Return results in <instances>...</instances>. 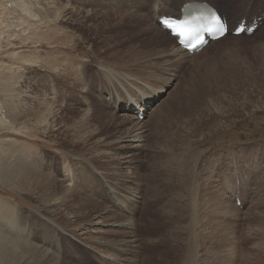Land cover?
Returning a JSON list of instances; mask_svg holds the SVG:
<instances>
[{"label":"rangeland","instance_id":"rangeland-1","mask_svg":"<svg viewBox=\"0 0 264 264\" xmlns=\"http://www.w3.org/2000/svg\"><path fill=\"white\" fill-rule=\"evenodd\" d=\"M189 1L217 8L231 28L242 16H264V0H36L56 21L46 25L21 17L29 40H12V48L26 50V58L5 59L12 48H4L0 65H11L19 79L17 89L27 91L15 95L20 101L16 128L21 127L22 134L3 131L0 140L6 139L3 145L13 155L6 158L12 162L30 155L35 171L21 181L62 201V210L51 218V234L58 236L60 251L37 237L43 231V214L36 200L0 182V218L9 222L4 221L13 237L35 241L33 245L60 257L57 264H264V58L259 56L243 70L248 79L241 78L243 72L234 81L226 80L233 70L228 51L234 43L264 51V19L251 37L235 40L239 37L228 34L205 47L193 63L186 58L165 70L168 48L162 43L159 48L155 30L147 31L145 24L160 30L157 17L178 18V9ZM103 65L107 67L96 71ZM109 68L131 75L142 71L159 95L142 102L140 111L138 102H129L139 98L137 87L112 90L103 77L112 76ZM81 72L90 84L80 86L69 79L70 74L82 78ZM90 87L93 93L86 97ZM173 109L185 114L169 118ZM85 112L91 127L84 121ZM132 112L137 122L126 123L124 117H133ZM187 119L192 125L180 126L178 132L177 125ZM138 122L146 131L140 150H132L133 143H121L118 137ZM102 123L108 125L98 127ZM162 125L164 130L158 128ZM99 148L104 157H90ZM76 156L85 164L76 163ZM211 191L217 204L205 210L204 204L212 202ZM221 201L225 204L219 205ZM218 206L224 207L221 214L213 213ZM103 209L115 217L91 233L99 219L95 215ZM66 212L73 223L63 217Z\"/></svg>","mask_w":264,"mask_h":264},{"label":"bare ground","instance_id":"bare-ground-1","mask_svg":"<svg viewBox=\"0 0 264 264\" xmlns=\"http://www.w3.org/2000/svg\"><path fill=\"white\" fill-rule=\"evenodd\" d=\"M9 3L11 4V7L13 6V8H11V9L10 8H7L8 7L7 4H9ZM187 3H195V1L184 2L182 5L187 4ZM156 5H157V3H156ZM156 5H155V8H156ZM193 8H195V7H193ZM22 16H24V20L26 19V21H28V22H35V21H37L40 24H41V22H44L46 25H48L49 23H52V22H55L56 21V15H54V14L53 15H49L48 13H46V10L45 9H43L42 7L39 8V5L36 4V0H0V53H1L2 50H4V48L7 49V50H9L12 47H14V45H13L14 42L12 43V40H14V41L16 40L17 41V40H20L21 39V42H20L21 44L24 43L25 41L29 40V38L26 39L24 37V35H23L25 33V31H27V28H26L27 25L24 26V22L22 21V18H21ZM180 17H181V15H180V12H179L177 19H179ZM141 18L144 19L143 17H141ZM145 25H146V30L147 31L151 32V29H154L155 30V35L157 37V41L160 43L159 44V48L160 49L163 48V45L162 44H165L166 47L168 48L167 51H166V53H165V56L163 57L164 58L163 67H164L165 70L167 69V67H170L172 64H181V63H183V61L186 58L189 59L188 61H192V63H193L194 60L199 57V55H201L204 52H206L205 51L206 48H208L209 46L218 44V43L224 41L227 38V35H226V36H224L223 38H221V39H219L217 41L210 42L206 46V48L201 51V54L189 55L186 52H184L180 47H178L175 44V42L172 40V38H168L163 33L162 29L157 30L155 28V26L148 25V22H146ZM27 34H29V33H27ZM239 39H240V37L238 39L235 38V40H239ZM241 39H242V37H241ZM15 45L17 46V44H15ZM242 45L243 44H238L236 42V43H234V46H231L230 47L231 49H229V51H228L230 53V55H232V58L230 59L229 64H230V68L233 69L232 71H229L230 72V79L229 78L226 79L229 82L232 81V80L234 81V80L238 79L239 76H240V74L243 73V72H245L243 70L253 60L256 59V62H257V60H258L257 58L259 56H261L262 58H264V51H262V49L260 47H258L257 45H250V47H247V46L246 47H243ZM17 48H12L11 49L12 51L9 50L8 52L6 50L7 54H5V56L3 55L4 58L5 59H11L13 61L20 60L19 62H21V59L26 58L25 54L27 53V51L26 50H23V51L20 52L18 50L19 51L18 52L17 51ZM24 48L25 47H23V45H22V47L20 49H24ZM135 49H136L135 47H131V50L134 51ZM240 58H242V61L241 60H238ZM22 62H25V63L26 62H31V59L26 60V61L24 60ZM196 64H197V62L194 65H196ZM53 67H59V64L58 63H54L53 64ZM103 67H107V66L106 65H103L102 67L96 68V71L101 72L103 70ZM11 70H12V66L11 65H0V116H1V119H0V133L3 134V131H5V133L8 132V134L11 132L10 134L19 135V134H22L21 132L18 131L19 129H21V127L19 126L20 128H16V125H17V121L19 120V119H17L18 116H19L18 115L19 112H17V105H19L20 101H18V102L15 101V95L21 96L22 94L26 93L27 91H24L23 92V90H20L19 91V89H17L18 86H16V84H17V82H19V79H17V78L14 77L15 74H13L14 72L11 71ZM109 71H112V76H108V74H106L103 77L105 78V80L107 81L108 84H111V89L112 90H113V87H114V89L116 91H118L120 89V87H122L124 85H127L124 88V90H127L129 85H133V86H136L137 87V91H135V93L139 96V98H136V99H133V97L132 98H129V102L130 101L135 102V103L138 102L139 103V110L140 111H142V109H143V107L141 106V103L142 102H146L150 98H152L153 96L159 95L158 92L156 91L157 89H155L156 86L151 87V84L150 85H147L146 79L145 78H142V75H143V72L142 71H138L136 73V75H134V74L133 75H131V74H120L118 71L113 70L111 68H109ZM139 73H140V75H138ZM84 75H85V73H82V78H81L80 77V74H79V76L78 75H72V74H70L69 75V79H71L73 82L78 83L80 86L81 85L82 86L88 85L87 83L90 82V78L89 77H84ZM249 77L250 76H248L246 74V72L243 73L242 76H241L242 79H244V78L248 79ZM100 79H101V77H100ZM105 80H104V82H105ZM210 81H211V78H210ZM215 83H217V82H215ZM120 90H122V89H120ZM208 90H210V89H208ZM143 91L149 92L148 94H150V95L143 93ZM92 93L93 92H92V89L90 87V90L86 93V97L91 96ZM43 101L38 102L37 103V106L41 108L42 107V104L41 103H43ZM177 101H180V100L178 99ZM50 103L52 104L53 101H50ZM46 105L47 104H45V106ZM49 106H51V105H49ZM35 107H36V105H35ZM146 107H148V105ZM18 109H20V108H18ZM48 110L51 111L50 108ZM48 110H47V112H48ZM131 110H132V108L129 106L128 111L131 112ZM159 110H160V108H159ZM173 111H174V109H173ZM175 111L170 113L169 118H171V116H172V118L175 117V119H177L179 115L181 117V114L182 113L179 112L178 110L176 112ZM44 112H45V109H44ZM204 113L205 112L203 110V114ZM132 114H133L132 116L134 118L131 117V116H125L124 117L126 123H133L135 120H138V119L135 118L136 112H132ZM184 114H185V112H184ZM184 114H182V116ZM84 115H85V118H84L85 123L86 124L91 123V120H90V118L88 116V113L85 112ZM159 115H161V113ZM37 116L39 117L40 115H37ZM39 119H38V122L41 125L43 121L40 122ZM191 119H189V120L187 119L186 121H182V123L178 124L177 125L178 126L177 127L178 128L177 131L178 132L180 131V129H179L180 126H182V127H184V126L188 127L189 125L191 126L192 125L191 124ZM157 120H159V119H157ZM195 120H197V119H195ZM142 121L145 122L144 120H142ZM161 121L159 120V122H161ZM197 121H199V119ZM135 122H137V121H135ZM143 122H142V124H141V122H138V123L134 124L131 128L125 129L124 131H122L120 135L121 136L124 135V137H118V140L121 141V143H123L124 140L126 139L127 141L133 143V145H132V147H130V149H132V150H140V148H141L140 143L143 142L142 141L143 140V134L146 131V129L143 126ZM22 123L23 124H26V122H24V121ZM80 123H82V122L80 121ZM90 125L91 124H89V127H91ZM107 125H108V123H102V124H99L98 127H106ZM197 125H198V123H197ZM197 125L194 124L192 126L193 127L192 129L196 130L197 127H198ZM160 127H161V130H162V128H163V130L166 128L164 125L159 126L158 128H160ZM79 128H83V126H79ZM87 128H88V126H87ZM120 131H118V132H120ZM177 131H176V134H177ZM93 132H96V129L95 128H94V130L92 129V131L90 132L91 135L89 137H91L93 135ZM187 132H188V130H187ZM90 133L88 132V134H90ZM194 134H196V133H194ZM4 140H6V139H4ZM4 140L3 141L0 140V182H1V185L5 186V187H8V188H10V189H12L14 191L19 192V193H22V194L24 193L25 196H27V197H29V198H31L33 200H36V202L39 204L40 210H41V212L43 214L42 217L39 218L41 220V222H42L41 223V227H42L43 231H42V233L40 235H37V237L39 238V241L41 242V244L42 243L47 244L49 248H51L52 246L53 247H56L57 242H58V238H56V237H58V236L53 237V235L51 234L52 228H55L54 227L55 224L53 223V221L51 220V218H53L59 211L62 210V207H63L62 206V201L59 200L58 198H54V197H51L50 195H48L46 193H43L40 189L32 188L26 182L21 181V178H23L24 174H27L29 172L35 171L34 170V166H33L32 162H31L32 160L30 158L27 159V156L28 155H23V154H22V157L18 156V158L17 157L15 158L16 159V161H14L15 163L11 161V157H9V159H7L6 157L9 154H11V152L6 148V146L3 145ZM8 141H10V140H8ZM101 142H103V141H97L96 143L99 144ZM171 142H172V140H171ZM170 145H172V144H170ZM19 150H21V149H19ZM19 150H17V151H19ZM104 152L105 151H103V150H101V148H99V153L98 154H96L97 151H91L89 155L93 159L100 160L99 159V156H103L104 157V155H105ZM16 153H18V152H16ZM20 153L21 152H19V154ZM11 156H13V155L11 154ZM28 157H30V155ZM76 157H77L76 163H79V164L83 163V164H85L84 160L83 159H80L82 156H76ZM78 157H80V158H78ZM19 158H21V160H25V162L23 163L21 160H19ZM104 169H106V168H104ZM127 169L129 170V168H127ZM212 194H213V192L211 191V194H209V198H211V200L213 199V196H214ZM218 197L216 198V200L217 199L218 200L221 199L220 197L219 198ZM214 202L215 201L212 200V202H209L207 204H204L205 205L204 206V209L206 210V209L212 208L213 207L212 205H213ZM222 203H224V202L223 201L219 202V205H221ZM220 207L221 206H218V208H220ZM224 207H225V205H224ZM224 207L222 206L218 210L215 209L213 211V213H215V212L217 213L219 211L220 214H221V210ZM103 210H104V213L103 214L96 213L95 216H98L99 219L96 220V222H94L92 224V225H94V228L91 231V233H94L95 232L94 231L95 228H97V229L99 228L97 226V224L105 223V222H110V221H112L114 219L115 214L112 211L107 210V209H103ZM226 213H227V211H226ZM63 217L68 219L67 220L68 223H73L72 220H69L70 218H69V213L68 212H66ZM221 217H222V215H221ZM4 221L6 223L8 222L7 220H4ZM4 221H3L2 218H0V264H51L52 262H54V264H57L56 262H58L60 260V257H57L56 255H53V253H50L48 251V249L46 250L45 248H41L40 245H36V246L33 245L35 241L31 243L27 238H25V239H27L29 242L28 241H25V240H22V237H21V240H19V239L15 238L16 234L13 237L11 235V232L12 231H10L8 229L9 228L8 227V224H6ZM82 228H85V227H82ZM85 229H87V228H85ZM65 233L67 234L68 232H65ZM18 236H19V234H18ZM22 236L25 237L24 235H22ZM79 236H80V234H78V237ZM87 238L90 239V237H87ZM51 239H53L54 241H52ZM169 239H171V238H169ZM30 240L32 241V239H30ZM171 244H172V242H171ZM165 248H167V247H165ZM57 250L60 251L58 245H57ZM166 253H167V251H166ZM72 259L75 260V261L77 260V258H72ZM186 262H187V260H186ZM79 264H81V262Z\"/></svg>","mask_w":264,"mask_h":264},{"label":"snow or ice","instance_id":"snow-or-ice-1","mask_svg":"<svg viewBox=\"0 0 264 264\" xmlns=\"http://www.w3.org/2000/svg\"><path fill=\"white\" fill-rule=\"evenodd\" d=\"M163 23L168 29L174 30L178 36L191 37L197 31L192 28L193 21L187 19L182 21H164Z\"/></svg>","mask_w":264,"mask_h":264}]
</instances>
